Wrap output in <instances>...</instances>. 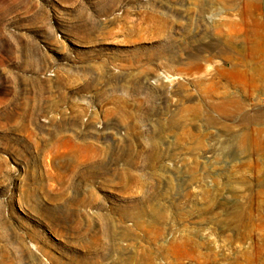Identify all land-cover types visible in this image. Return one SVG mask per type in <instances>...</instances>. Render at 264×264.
Masks as SVG:
<instances>
[{
	"label": "rangeland",
	"instance_id": "1",
	"mask_svg": "<svg viewBox=\"0 0 264 264\" xmlns=\"http://www.w3.org/2000/svg\"><path fill=\"white\" fill-rule=\"evenodd\" d=\"M0 264H264V0H0Z\"/></svg>",
	"mask_w": 264,
	"mask_h": 264
}]
</instances>
